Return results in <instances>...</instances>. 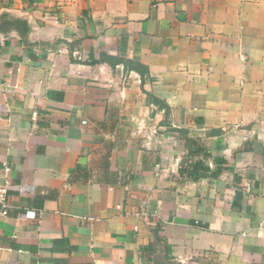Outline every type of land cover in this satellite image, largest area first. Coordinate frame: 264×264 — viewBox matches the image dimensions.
Returning a JSON list of instances; mask_svg holds the SVG:
<instances>
[{
  "label": "crops",
  "instance_id": "obj_1",
  "mask_svg": "<svg viewBox=\"0 0 264 264\" xmlns=\"http://www.w3.org/2000/svg\"><path fill=\"white\" fill-rule=\"evenodd\" d=\"M2 13L0 264H264V0Z\"/></svg>",
  "mask_w": 264,
  "mask_h": 264
},
{
  "label": "trees",
  "instance_id": "obj_2",
  "mask_svg": "<svg viewBox=\"0 0 264 264\" xmlns=\"http://www.w3.org/2000/svg\"><path fill=\"white\" fill-rule=\"evenodd\" d=\"M10 31H16L21 37H24L26 33H28L29 28L25 20L13 17L8 13L0 14V33L4 34ZM100 60L104 62H108L112 66L117 64H123L125 67L137 72L140 75L141 79H143L145 75L146 76L148 75L147 69L138 63H134L127 60H121V59H113L105 55H102L100 57ZM154 101L160 104L159 106L165 110L164 113L168 115L169 112L168 106L161 101H156V100ZM186 143L188 144V146L189 144H191L189 139H186ZM201 171L207 172L210 171V169L204 166L201 162H195L193 165H191L188 168L180 169V174H185L186 177H190V178H197L199 172ZM211 175L216 176V172H212Z\"/></svg>",
  "mask_w": 264,
  "mask_h": 264
},
{
  "label": "built area",
  "instance_id": "obj_3",
  "mask_svg": "<svg viewBox=\"0 0 264 264\" xmlns=\"http://www.w3.org/2000/svg\"><path fill=\"white\" fill-rule=\"evenodd\" d=\"M86 122L84 121L83 124ZM0 215L6 216L8 210V202H7V188L2 186L0 187ZM256 238L262 240L264 242V222H260L254 232ZM243 237L246 234H242Z\"/></svg>",
  "mask_w": 264,
  "mask_h": 264
},
{
  "label": "rangeland",
  "instance_id": "obj_4",
  "mask_svg": "<svg viewBox=\"0 0 264 264\" xmlns=\"http://www.w3.org/2000/svg\"><path fill=\"white\" fill-rule=\"evenodd\" d=\"M36 1H52L53 3L55 4H58V3H62V2H65V1H68V0H0V4L2 3H7V4H10V5H16V6H19L20 4H26L27 6H34L35 2Z\"/></svg>",
  "mask_w": 264,
  "mask_h": 264
}]
</instances>
